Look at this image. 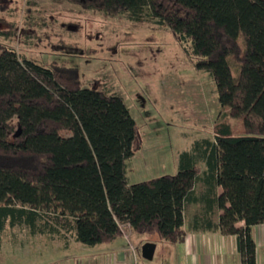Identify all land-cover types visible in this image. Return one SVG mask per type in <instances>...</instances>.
I'll list each match as a JSON object with an SVG mask.
<instances>
[{
    "label": "trees",
    "instance_id": "1",
    "mask_svg": "<svg viewBox=\"0 0 264 264\" xmlns=\"http://www.w3.org/2000/svg\"><path fill=\"white\" fill-rule=\"evenodd\" d=\"M67 1L169 28L195 67L212 76L219 104L242 121L243 133L218 122L214 139L195 148L196 158L194 151L181 154L177 173L128 184L138 126L123 98L85 86L76 68L42 66L0 44V234L9 220L33 234L64 229L88 247L130 231L142 244L183 243L186 204L206 176L222 188L220 232L236 237L242 264H257L252 230L264 223V0Z\"/></svg>",
    "mask_w": 264,
    "mask_h": 264
},
{
    "label": "rangeland",
    "instance_id": "2",
    "mask_svg": "<svg viewBox=\"0 0 264 264\" xmlns=\"http://www.w3.org/2000/svg\"><path fill=\"white\" fill-rule=\"evenodd\" d=\"M0 44L42 66L76 68L85 86L123 98L138 126L136 152L127 161L128 184L177 173L181 154L213 140L218 122L229 123L235 135L243 133L242 121L219 104L212 76L195 67L169 28L153 21L133 22L67 0H0ZM232 63L235 67V59ZM15 228L2 233L0 251L18 250L21 264L40 263L27 252L50 244L33 242L29 229L26 235ZM132 233L116 244L126 250L136 245ZM71 245L84 247L74 240ZM171 247L160 244L152 259L136 253V264H174Z\"/></svg>",
    "mask_w": 264,
    "mask_h": 264
},
{
    "label": "crops",
    "instance_id": "3",
    "mask_svg": "<svg viewBox=\"0 0 264 264\" xmlns=\"http://www.w3.org/2000/svg\"><path fill=\"white\" fill-rule=\"evenodd\" d=\"M199 168L201 173H208L206 168L203 169L200 166ZM195 190V197L187 202L184 211L186 232L184 242L173 245L163 244L172 246L174 264H242L236 237L223 235L218 228L221 210L217 205L216 197L222 192V188L213 181L206 180L205 176L196 184ZM8 221L4 224L0 237L7 231L15 230L16 225L21 227L22 232L28 229L24 224H13ZM28 231L31 236L27 235V231L25 234L31 241L37 240L39 244L43 242L50 244L48 247L29 249L27 253L40 258L41 262L35 264H72V261L75 264H136L134 256L136 253H142L141 247L146 243L142 244L140 242L142 238L132 233V235L135 234L133 238L137 240L136 245L132 243L127 250L116 243L125 237L130 240L131 236L129 237L128 234L118 237L111 244L75 248L76 246L71 245L69 233H66L64 229L57 236L52 234V231H48L49 233L45 235L41 232L33 234L30 230ZM14 233L11 240L17 241ZM252 233L256 242L257 264H264V223L254 226ZM37 234H42L44 237ZM158 246L160 244H156L155 253ZM18 254V250L0 251V264H21L22 258H18Z\"/></svg>",
    "mask_w": 264,
    "mask_h": 264
},
{
    "label": "water",
    "instance_id": "4",
    "mask_svg": "<svg viewBox=\"0 0 264 264\" xmlns=\"http://www.w3.org/2000/svg\"><path fill=\"white\" fill-rule=\"evenodd\" d=\"M156 243L146 242L144 246L141 247L142 255L145 258L152 259L155 253Z\"/></svg>",
    "mask_w": 264,
    "mask_h": 264
}]
</instances>
